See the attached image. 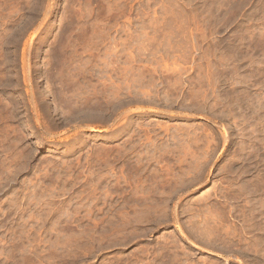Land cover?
Segmentation results:
<instances>
[{"label":"rangeland","instance_id":"obj_1","mask_svg":"<svg viewBox=\"0 0 264 264\" xmlns=\"http://www.w3.org/2000/svg\"><path fill=\"white\" fill-rule=\"evenodd\" d=\"M0 264H264V0H0Z\"/></svg>","mask_w":264,"mask_h":264},{"label":"bare ground","instance_id":"obj_2","mask_svg":"<svg viewBox=\"0 0 264 264\" xmlns=\"http://www.w3.org/2000/svg\"><path fill=\"white\" fill-rule=\"evenodd\" d=\"M33 18V17H32ZM29 21V20H28ZM62 37V36H61ZM7 38V37H6ZM19 40V39H18ZM5 52V51H4ZM6 62V61H5Z\"/></svg>","mask_w":264,"mask_h":264}]
</instances>
